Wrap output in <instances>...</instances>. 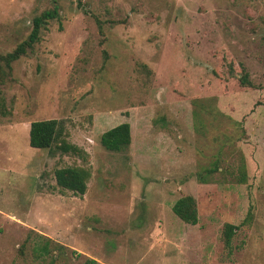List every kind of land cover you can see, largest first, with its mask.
Wrapping results in <instances>:
<instances>
[{"label":"rangeland","instance_id":"rangeland-1","mask_svg":"<svg viewBox=\"0 0 264 264\" xmlns=\"http://www.w3.org/2000/svg\"><path fill=\"white\" fill-rule=\"evenodd\" d=\"M54 8L0 85V264H264V0H0V56ZM45 120L85 160L31 148ZM123 123L129 149L107 151ZM68 167L84 196L57 185Z\"/></svg>","mask_w":264,"mask_h":264},{"label":"trees","instance_id":"trees-1","mask_svg":"<svg viewBox=\"0 0 264 264\" xmlns=\"http://www.w3.org/2000/svg\"><path fill=\"white\" fill-rule=\"evenodd\" d=\"M59 19L57 8L44 12L41 16L33 20V29L28 39L20 44L12 53L0 56V85L11 75L12 64L25 56L28 50H32L39 42L41 31L50 21ZM240 83L244 87L252 86L248 74L240 78ZM0 104V110L1 108ZM62 123L58 120L36 121L31 123L29 129V144L33 149L51 150L55 148L63 155H72L83 160L87 157L83 149L65 141ZM102 146L110 152L121 153L127 151L131 144V126L123 123L107 131L101 137ZM57 185L78 196H84L88 189V182L91 173L83 167H68L58 169L54 173ZM174 214L184 223L192 226L197 225L198 206L192 196H186L179 199L173 206ZM236 227L227 224L224 229V240L226 246L232 250V238L235 234ZM52 241L45 239L36 242L33 253L35 258H46L51 254ZM53 264V261L50 263ZM89 264H96L91 261Z\"/></svg>","mask_w":264,"mask_h":264}]
</instances>
